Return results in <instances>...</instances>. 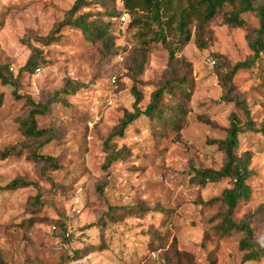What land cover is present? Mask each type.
Returning a JSON list of instances; mask_svg holds the SVG:
<instances>
[{
	"label": "rangeland",
	"instance_id": "374dc122",
	"mask_svg": "<svg viewBox=\"0 0 264 264\" xmlns=\"http://www.w3.org/2000/svg\"><path fill=\"white\" fill-rule=\"evenodd\" d=\"M74 2L0 0V71L14 82L0 78V153L14 150L0 158V185L17 177L36 183L0 189V264H264V257L243 263L244 233L220 236L214 229L219 219H212L219 203H202L231 181L205 187L190 182L192 166L219 169L225 163L214 141L226 137L230 114L247 120L235 101L224 99L218 71L253 56L249 36L259 27L256 13H244L246 26L235 27L223 22L220 11L203 24L204 44L195 20L191 40L176 49L177 29L155 40L150 30L132 25L122 0H92L80 13L112 23L118 54L105 57L101 42L88 41L75 27H65L56 43L40 42ZM34 48L45 60L40 71L25 68ZM141 51L146 63L137 73ZM181 81L186 95L176 86ZM234 81L232 96L247 102L255 123L239 136V152H251L254 170L253 195L235 214L242 221L264 204V58ZM167 82L173 83L166 117L141 115L130 124L112 141L126 157L105 169L104 142L126 111L135 110L133 86L143 94L144 110ZM178 102L184 113L171 109ZM37 103L47 107L37 114V127L48 131L28 137L21 120ZM169 115L179 128H172ZM33 151L55 157L57 166L31 158ZM133 204L147 211L123 216L120 208L110 210ZM252 226L254 240L264 246V212Z\"/></svg>",
	"mask_w": 264,
	"mask_h": 264
},
{
	"label": "trees",
	"instance_id": "16d2710c",
	"mask_svg": "<svg viewBox=\"0 0 264 264\" xmlns=\"http://www.w3.org/2000/svg\"><path fill=\"white\" fill-rule=\"evenodd\" d=\"M124 9L132 16V25L143 26L154 33L155 40H166L167 30L175 28L179 31L178 45L176 49H180L191 40L192 28L190 24L198 20L197 28L199 30L198 39L204 44L202 39L203 24L212 20L220 11H223V22L235 27L246 26V20L243 14L246 12H255L259 18V27L256 29L254 37L249 36V46L253 52V56L244 61H239L235 64H230L227 69H220L218 76L220 83L225 91L224 99L235 101L236 105L242 109L247 120L242 123L241 118L236 112L230 114V125L227 128V134L224 139L215 140L225 152V163L219 169L212 167H195L192 166V176L190 182L200 187H205L209 183L220 182L229 179L231 186L225 187L219 196L213 197L207 201H202L203 204L219 203L220 208L218 213L212 217L213 221L219 219L214 225L215 231L220 236H231L236 233H244L241 239L239 248L244 251L242 262L245 263L251 260H260L264 257V246L254 240L255 228L252 223L255 221L258 212H264V204H262L257 212H252L246 216V219L237 221L235 214L239 205L247 202L253 195L252 186L249 183L250 178L254 174L251 168L252 154L250 151L239 152L241 133L247 129L254 130V120L251 117L250 109L245 100L232 96L235 90V75L242 69H250L257 65L264 58V0H122ZM92 4V0H75L74 4L67 11L65 17L56 23L51 32L45 36H40L39 40L44 45H49L60 41L62 30L65 27H75L81 29L85 38L91 42H101L103 47V55L105 57L118 54L115 49V37L110 32L112 23L110 21L89 20V13H80L82 8ZM113 14V13H112ZM115 16V15H114ZM155 25L156 29L153 28ZM148 43H146V46ZM38 61H37V60ZM41 61H45L42 54L34 48V53L29 58L25 68H35ZM215 63L217 62L216 59ZM146 63V53L142 51L135 60V70L137 73L142 72ZM41 67V66H37ZM36 68V69H37ZM32 69V70H33ZM0 78L4 83L14 82L7 78L0 71ZM173 82H167L166 85L159 87L152 94L151 101L146 109H141L139 103L143 99L142 92L133 86V94L135 96L134 111H126L124 118L120 122L118 128L111 133L104 142V149L107 153L106 163L104 168L108 169L115 162L126 157L123 149H117L112 141L116 136L123 137L126 129L141 115H146L150 118H156L160 121L166 117L170 105L166 103V94L170 91L169 85ZM183 83L177 82L176 86L181 87L183 93L188 94V89L182 86ZM77 88V86H72ZM2 96L0 97V104ZM47 107L34 104L30 114L21 120L22 130L24 135L28 137H40L48 130L37 127V114L45 113ZM171 109L184 113V107L181 102L172 105ZM170 125L172 128H179V122L176 117L170 116ZM264 131V124L261 127ZM14 150L7 148L0 153V158H7L13 154ZM31 158L40 161L43 160L47 164L57 166L56 159L50 155H42L33 151ZM33 181H29L22 177H17L9 181L5 186L0 185V189L15 190L22 187L35 185ZM123 210L124 215L143 214L147 211L140 204L124 205L121 207L110 206V210ZM110 216L114 217L115 213L110 212ZM117 220L116 218L113 219Z\"/></svg>",
	"mask_w": 264,
	"mask_h": 264
},
{
	"label": "built area",
	"instance_id": "2783aa9c",
	"mask_svg": "<svg viewBox=\"0 0 264 264\" xmlns=\"http://www.w3.org/2000/svg\"><path fill=\"white\" fill-rule=\"evenodd\" d=\"M210 63L215 64V61L214 60H210ZM36 70L37 71H40L41 70V67H38ZM53 229L56 230L57 229V226L56 225H53ZM70 235H71V231H66L65 232V236L69 237Z\"/></svg>",
	"mask_w": 264,
	"mask_h": 264
}]
</instances>
